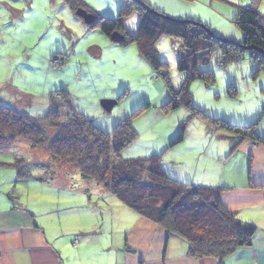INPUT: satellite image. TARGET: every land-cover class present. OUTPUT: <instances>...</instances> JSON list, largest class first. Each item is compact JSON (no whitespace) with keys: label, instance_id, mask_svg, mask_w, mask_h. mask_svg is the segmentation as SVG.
I'll return each mask as SVG.
<instances>
[{"label":"rangeland","instance_id":"obj_1","mask_svg":"<svg viewBox=\"0 0 264 264\" xmlns=\"http://www.w3.org/2000/svg\"><path fill=\"white\" fill-rule=\"evenodd\" d=\"M83 1L92 12L117 18L124 0ZM138 1L167 17L204 24L213 34L229 41L243 39L233 20L240 7L253 5L259 14L258 22L264 27V0ZM138 19L137 10L125 16V30L135 33ZM154 49L162 64L159 69L151 67L135 43L121 45L99 27L87 26L66 0H0V103L37 118L53 108L50 98L54 96L63 118L68 111L67 104L56 93L65 90L73 112L109 133L122 119L147 105L132 115L130 122L135 138L119 152V158L159 154L169 173L181 168L178 173L187 172L189 178H194V172L204 173L198 166H207L213 171L218 167L222 176L234 170L249 177L252 157L242 149L247 138L240 141L242 132L221 127L213 120L242 127L253 123L264 107V72L254 73L255 64L247 51L237 60L224 63L217 48L207 62L197 66L198 71L213 72L214 81L194 79L190 84L195 110L185 105L168 109L165 105L171 98L170 91H178L185 79V72L178 69V61L188 51L182 37L168 34L155 40ZM105 99L116 101L110 111L101 106V100ZM181 127L183 140L170 145ZM54 132L53 128L45 127L48 139ZM258 132L264 135V117L256 127ZM19 160L22 177L27 179L16 184L13 196L18 204L39 213L49 229L56 228L49 221L56 205H73V200H77L76 205L88 200L98 205L100 196H111L94 181L86 183L90 181L83 179L76 169L53 160L47 149L33 147L24 138L0 145L2 185L9 184L17 170L14 163ZM39 177L47 183L36 182ZM205 179L207 183L212 182L210 176ZM29 180L31 189L26 188ZM192 181L198 184L196 179ZM61 183H68L72 189L61 187ZM45 185L48 193L37 189ZM111 198L112 203L109 200V204L105 201L108 205L101 204L106 212L112 205L119 212H134L113 195ZM93 212H96L94 219L74 213L63 218L62 226L70 231L64 237L75 240L78 232L72 230L91 229L93 223L101 226L107 221V217L102 220L96 208ZM128 221L118 220L112 237L119 232L115 228Z\"/></svg>","mask_w":264,"mask_h":264},{"label":"trees","instance_id":"obj_2","mask_svg":"<svg viewBox=\"0 0 264 264\" xmlns=\"http://www.w3.org/2000/svg\"><path fill=\"white\" fill-rule=\"evenodd\" d=\"M66 3L74 13L82 8L93 14L94 21L87 26L99 27L109 37L113 31L119 32L123 36L121 45L135 43L140 55L154 69L162 65L154 49L155 40L162 34L182 37L188 53L179 59L178 69L185 72V79L178 91H170L171 98L165 105L168 109L185 105L195 110L190 84L194 79L206 83L214 81L213 72L198 71L197 66L207 62L217 48L221 50L224 63L237 60L247 51L255 64L254 73L264 72V27L259 24V14L253 5L240 7L233 18L243 35L242 41L236 43L208 33L209 28L204 24L177 21L138 0H124L117 18L92 12L83 0H66ZM133 10L139 12V19L136 32L129 33L124 28L123 18ZM56 95L67 104L68 111L63 118L54 96L50 98L53 108L37 118L0 103V145L24 138L33 147H44L53 160L76 169L83 179L94 181L138 215L163 226L169 234L185 239L192 257L222 259L236 248L251 244L257 227L236 218L223 206L220 194L224 186L194 185L177 180L164 169L159 154L129 159L117 156L135 138L130 122L132 115L147 105L122 119L109 133L82 114L73 112L65 90ZM263 117L264 107L248 126L213 121L221 127L242 132L240 141L247 138L258 143L264 141L256 134ZM45 127L55 131L50 139L45 136ZM183 137L181 127L170 145L181 142ZM14 164L18 178L22 177L20 160Z\"/></svg>","mask_w":264,"mask_h":264},{"label":"crops","instance_id":"obj_3","mask_svg":"<svg viewBox=\"0 0 264 264\" xmlns=\"http://www.w3.org/2000/svg\"><path fill=\"white\" fill-rule=\"evenodd\" d=\"M256 134L264 140L262 133ZM244 144L242 149L252 157L249 177L234 170L222 176L218 167L213 171L207 166H198L204 173L197 175L199 172H194V178H189L187 172L178 173L181 168L172 171L175 173L168 172L182 182L194 184L192 180L196 179L198 184L224 186L220 194L223 206L236 218L256 225L257 231L251 244L236 248L222 259L190 256L185 239L169 234L163 226L135 212H119V208L113 205L106 212V207L101 204L108 205L109 200L112 203V195L100 196L96 201L98 205L90 200L78 205L77 200H73V205H56L49 219L56 228L49 229L47 221L39 213L16 202L14 187L21 179L27 178H18L15 170L9 184L0 183V264H264V141L256 143L247 139ZM209 176L211 183L205 179ZM37 179L40 185L47 183L43 177ZM61 184V187L72 189L68 183ZM31 185L30 180L26 182L27 189H31ZM9 186L12 187L7 191ZM37 189L48 193L46 185ZM95 208L103 221L107 217L103 225L93 223L91 229L80 227L72 230L78 232L76 242L74 238L64 237V233L69 235L70 231L62 226L63 218L65 220L71 215L69 213H74L94 219ZM95 219L98 220V217ZM120 219L129 221L115 228L119 232L114 238L113 226Z\"/></svg>","mask_w":264,"mask_h":264},{"label":"water","instance_id":"obj_4","mask_svg":"<svg viewBox=\"0 0 264 264\" xmlns=\"http://www.w3.org/2000/svg\"><path fill=\"white\" fill-rule=\"evenodd\" d=\"M75 14L80 17L82 19V21L86 24V25H90L92 24V22L94 21V16L93 14L89 13V12H86L84 9L82 8H78L76 11H75ZM177 21H182V22H187L188 20H180V19H176ZM208 33H211L212 32L210 30H208ZM110 38L112 41L114 42H117V43H120L123 39V36L122 34H120L119 32L117 31H113L111 34H110ZM227 40V39H226ZM237 43V42H236ZM240 45V43H239ZM247 49H249L248 47H246ZM116 104V101L114 100H101V106L106 110V111H110L111 108L113 107V105Z\"/></svg>","mask_w":264,"mask_h":264},{"label":"built area","instance_id":"obj_5","mask_svg":"<svg viewBox=\"0 0 264 264\" xmlns=\"http://www.w3.org/2000/svg\"><path fill=\"white\" fill-rule=\"evenodd\" d=\"M63 61V60H62Z\"/></svg>","mask_w":264,"mask_h":264}]
</instances>
